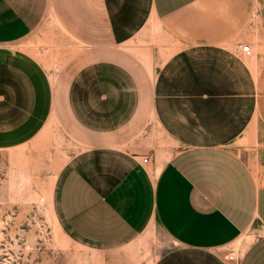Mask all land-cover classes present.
<instances>
[{
    "label": "crops",
    "instance_id": "obj_1",
    "mask_svg": "<svg viewBox=\"0 0 264 264\" xmlns=\"http://www.w3.org/2000/svg\"><path fill=\"white\" fill-rule=\"evenodd\" d=\"M55 124L73 241L161 231L156 264H264V0H0V149Z\"/></svg>",
    "mask_w": 264,
    "mask_h": 264
},
{
    "label": "rangeland",
    "instance_id": "obj_2",
    "mask_svg": "<svg viewBox=\"0 0 264 264\" xmlns=\"http://www.w3.org/2000/svg\"><path fill=\"white\" fill-rule=\"evenodd\" d=\"M77 150L58 124L24 146L0 149V264H156L174 245L161 231L115 250H99L61 230L53 189L62 166Z\"/></svg>",
    "mask_w": 264,
    "mask_h": 264
},
{
    "label": "built area",
    "instance_id": "obj_3",
    "mask_svg": "<svg viewBox=\"0 0 264 264\" xmlns=\"http://www.w3.org/2000/svg\"><path fill=\"white\" fill-rule=\"evenodd\" d=\"M245 58L247 59H254L255 58V52L253 50V48L250 45L247 46H242L239 48L238 50ZM149 162V158H146L144 160V163H148ZM234 257H231V259H233Z\"/></svg>",
    "mask_w": 264,
    "mask_h": 264
}]
</instances>
